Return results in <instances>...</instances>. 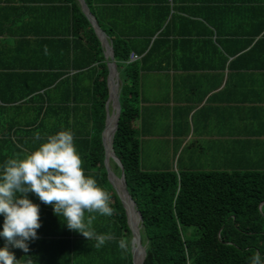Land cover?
<instances>
[{"label": "trees", "instance_id": "obj_1", "mask_svg": "<svg viewBox=\"0 0 264 264\" xmlns=\"http://www.w3.org/2000/svg\"><path fill=\"white\" fill-rule=\"evenodd\" d=\"M84 2L118 70L111 146L141 216V264H248L255 251L264 257V169H143L135 123L141 72L224 65L228 55V66L245 58L257 61L250 68L263 65L252 51L264 41V0ZM106 74L103 46L77 0H0V164L69 128L85 174L109 192L114 209L110 217L92 213L91 229L109 237L97 248L95 238L67 229L51 205L29 193L40 205L41 227L19 264L26 255L41 264H131L124 208L102 164ZM121 238L127 251L117 246ZM87 248L86 260L80 252Z\"/></svg>", "mask_w": 264, "mask_h": 264}, {"label": "crops", "instance_id": "obj_2", "mask_svg": "<svg viewBox=\"0 0 264 264\" xmlns=\"http://www.w3.org/2000/svg\"><path fill=\"white\" fill-rule=\"evenodd\" d=\"M252 54L263 58L258 61L263 65L250 68L247 65L257 61L245 58L228 66L233 57L228 55L224 65H217L216 60V65L192 69L141 72L135 120L141 168L264 169V41ZM144 150L151 156L143 165ZM130 214L134 224L135 217ZM3 244L0 238V246ZM10 250L20 260V249ZM89 250L80 252L83 259L90 258ZM29 257L24 256L22 264ZM30 264L41 262L30 257Z\"/></svg>", "mask_w": 264, "mask_h": 264}, {"label": "clouds", "instance_id": "obj_3", "mask_svg": "<svg viewBox=\"0 0 264 264\" xmlns=\"http://www.w3.org/2000/svg\"><path fill=\"white\" fill-rule=\"evenodd\" d=\"M47 51V49H45ZM35 138H41L36 132ZM29 193L45 205L69 230L84 237L95 238L96 247H101L109 237L95 234L91 224L95 215L112 216L110 194L101 187L94 176L86 175L82 159L74 144L73 132L61 128L46 134L42 143L22 156L14 154L0 164V264H19L10 248L29 252V242L38 238L41 227L40 205L33 202ZM61 217L63 219H61ZM118 248L127 251L125 238L117 241ZM30 264V257L25 261ZM248 264H264V257L255 251Z\"/></svg>", "mask_w": 264, "mask_h": 264}, {"label": "water", "instance_id": "obj_4", "mask_svg": "<svg viewBox=\"0 0 264 264\" xmlns=\"http://www.w3.org/2000/svg\"><path fill=\"white\" fill-rule=\"evenodd\" d=\"M78 5L81 9V11L84 13V15L87 17L88 21L90 22L91 26L93 27L96 35L98 36L101 45L103 46V54L106 59V66H107V74H106V86H107V97L104 101V111H105V117H104V125L101 130V143L103 145V165L105 167L107 179L110 182L111 186L113 187L114 191L116 192L125 212L126 216V223L127 226L130 230V253H131V264H134V259H135V251L139 249V261L138 264L142 263L143 257L145 255V247L140 241V235H139V229L141 226V216L139 211L135 207V203L133 199L131 198L130 194L128 193L126 189V184H125V179H124V173H123V168L122 165L118 159V157L114 154L112 146H111V137L112 133L116 127V122L119 114V101H118V86H119V76H118V70L116 68V63L113 57L112 53V48H111V43L110 40L108 39L107 35L104 33V31L99 27L97 24V21L95 20L94 16L91 14L89 11L86 3L84 0H77ZM111 71L114 72V76L117 80L116 82V88L114 92L110 93L109 90V78L111 75ZM109 101L110 104H109ZM110 110L114 111V127L110 136V141L109 145L105 143L104 140V131L106 128V123H107V117H108V112ZM110 161H113L119 168V173L115 174L113 171ZM114 180H117L118 183L116 185V182ZM130 205L132 208L133 212L137 216V221L133 224L130 221L129 214H128V207L126 205V202Z\"/></svg>", "mask_w": 264, "mask_h": 264}, {"label": "bare ground", "instance_id": "obj_5", "mask_svg": "<svg viewBox=\"0 0 264 264\" xmlns=\"http://www.w3.org/2000/svg\"><path fill=\"white\" fill-rule=\"evenodd\" d=\"M116 82H117V80H116V78L114 76V72L111 71V75H110V78H109V90H110L111 95H112V93L114 92V90L116 88ZM110 102L111 101H109V104H110ZM113 127H114V111L111 110L110 113H108L106 128H105V131H104V140H105V143L107 144V146L109 145L110 136H111ZM114 181L116 182V185H117L118 181L117 180H114ZM126 205L128 207V214H129V218H130V221H131L130 212L133 211V210L130 207V205L128 204V202H126ZM139 257H140L139 249H137L136 253H135L134 264H138Z\"/></svg>", "mask_w": 264, "mask_h": 264}, {"label": "rangeland", "instance_id": "obj_6", "mask_svg": "<svg viewBox=\"0 0 264 264\" xmlns=\"http://www.w3.org/2000/svg\"><path fill=\"white\" fill-rule=\"evenodd\" d=\"M111 111V110H110ZM110 111L108 112V113H110ZM150 156H151V153L148 151V150H144V152H142L141 153V158H142V163H143V165H144V163L146 162V161H149L150 160ZM115 174H117V173H115ZM132 212V214L134 215V222H136L137 221V217H136V215H135V213L133 212V211H131ZM182 229L184 230V231H186V230H188V231H191V227H189V226H183L182 227Z\"/></svg>", "mask_w": 264, "mask_h": 264}, {"label": "built area", "instance_id": "obj_7", "mask_svg": "<svg viewBox=\"0 0 264 264\" xmlns=\"http://www.w3.org/2000/svg\"><path fill=\"white\" fill-rule=\"evenodd\" d=\"M136 57H137V55L134 54V53H130V54H129V59H130V60H132V59H134V58H136Z\"/></svg>", "mask_w": 264, "mask_h": 264}]
</instances>
